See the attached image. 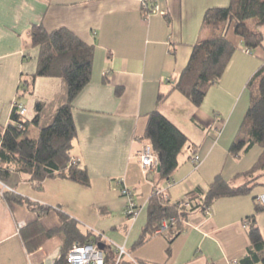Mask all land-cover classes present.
Segmentation results:
<instances>
[{"label": "crops", "instance_id": "1", "mask_svg": "<svg viewBox=\"0 0 264 264\" xmlns=\"http://www.w3.org/2000/svg\"><path fill=\"white\" fill-rule=\"evenodd\" d=\"M143 1L0 0V129L10 123L15 101L26 106L27 120L34 119L35 105L41 101L45 109L31 132L37 137L67 100L66 84L57 77H39L31 93L17 96L21 80L30 85L38 66L39 49L31 46L34 24L49 33L66 28L94 47L90 83L73 102L77 135L71 152L87 169L91 184L85 187L57 176L37 187L16 173L0 182V264H56L64 244L63 238L62 249L48 246L53 238L29 254L18 224L26 228L37 219L36 212L8 203L6 191L49 208L41 219L47 230L60 226L59 214L65 213L82 229L103 233L110 242L130 249L145 228L155 191L176 203L198 187L206 190L217 175L235 182L258 160L259 147L238 158L229 156V149L249 108L247 83L262 64L264 46L247 55L230 31L228 38L237 51L203 105L198 108L173 90L194 45L211 36L201 28L206 10L227 7L231 0H152L148 7ZM154 7L158 13H150ZM160 93L168 95L161 113L189 139L170 180L158 171L146 173L139 158L142 147L150 144L143 140L146 115L155 109ZM194 155L200 156L199 164L192 162ZM122 188L133 193L139 207L134 220L126 215L128 199ZM254 197L264 200V193L223 198L209 214L191 213L169 254L170 232L154 236L132 257L149 264H234L250 245L245 220L255 214ZM256 221L264 237V212Z\"/></svg>", "mask_w": 264, "mask_h": 264}, {"label": "trees", "instance_id": "2", "mask_svg": "<svg viewBox=\"0 0 264 264\" xmlns=\"http://www.w3.org/2000/svg\"><path fill=\"white\" fill-rule=\"evenodd\" d=\"M148 7V4H146ZM147 10V9H146ZM257 20V26L249 27L247 21ZM264 26V0H231L227 7L208 8L204 14L202 30L211 36L194 45L190 59L179 75L173 90L184 95L194 106L201 107L212 87L223 78L237 47L228 35L232 31L242 42L243 50L254 51L264 46V33L258 27ZM31 46L39 49L38 66L31 75L30 85L21 80L20 92L31 93L34 80L39 77H57L66 84L67 100L55 113L51 123L39 129L37 137L27 136L28 125H38L45 104L38 101L36 115L31 121L20 115L18 102L13 104L10 123L0 129V182H7L12 173L26 175L41 187L47 179L62 177L85 187L91 184L86 168L72 162V148L77 129L73 117V102L90 83L94 61V47L88 45L72 31L62 28L47 32L41 24L31 28ZM250 105L238 136L229 149L233 158L247 154L259 147L261 154L252 168L239 174L235 182L217 175L206 190L198 187L189 192L182 201L171 203L157 196L156 191L147 207V223L140 238L128 251H134L148 243L158 232H170L168 254L174 240L183 231V223L193 212L210 210L220 199L244 196L251 193L257 181L264 177V59L258 71L247 83ZM122 92L116 90L117 95ZM24 95V94H23ZM160 93L153 111L146 115L147 125L143 140L150 143L160 161L159 175L170 180L179 166L178 157L188 145L189 139L174 123L160 111L167 98ZM154 170L153 172H157ZM246 180V182H245ZM238 181V182H237ZM242 182L241 185L237 183ZM8 203H16L32 208L37 219L20 230V236L29 254L38 251L56 235H63L64 244L60 259L56 264H66L68 251L75 245L97 243L101 249L111 252L112 245L103 241L91 230H83L79 223L65 213H60V226L47 230L42 218L49 208L38 206L15 192L3 194ZM255 214L245 220L250 245L245 256L237 264H264V237L257 224V214L264 212L261 198L254 197ZM187 205V206H184ZM167 224L166 228L164 224ZM137 264H149L135 260ZM126 264H133L127 261Z\"/></svg>", "mask_w": 264, "mask_h": 264}, {"label": "built area", "instance_id": "3", "mask_svg": "<svg viewBox=\"0 0 264 264\" xmlns=\"http://www.w3.org/2000/svg\"><path fill=\"white\" fill-rule=\"evenodd\" d=\"M152 0H144L143 3L146 5L148 2ZM159 12V9L154 7L150 13ZM246 54H251L250 51H246ZM25 94L23 91L20 92V95ZM18 102V101H17ZM15 101V103H17ZM18 109L20 115L26 116L27 108L24 104L18 102ZM1 143V139H0ZM139 158L141 162L142 168L146 173H151L154 170H157L160 166L159 156L153 150L150 144H147L142 147L139 152ZM72 162H76L75 159ZM192 162L194 164H199L201 162V158L198 155H194ZM122 195L128 199V203L126 206V215L129 220H134L136 216L139 214V207L135 201L134 195L131 191L126 188H122ZM157 196H160L167 199V195H165L162 191H156ZM264 204V200H261ZM187 206V205H184ZM210 210H206L205 213L209 214ZM247 227V224H245ZM25 223L20 222L18 224V229L21 230L24 228ZM167 224H164L163 228H166ZM163 230V229H162ZM162 230L158 232L161 234ZM98 237H101L103 241L108 242L112 245L111 252H108L105 249H101L97 243L89 242L85 245H75L73 246L67 253L65 261L66 264H126L127 261L132 262L133 264H137L135 259L132 257V254L123 246L116 245L110 242L103 233L94 232ZM61 256V255H60ZM60 256L58 259H60ZM237 264V262H234Z\"/></svg>", "mask_w": 264, "mask_h": 264}, {"label": "rangeland", "instance_id": "4", "mask_svg": "<svg viewBox=\"0 0 264 264\" xmlns=\"http://www.w3.org/2000/svg\"><path fill=\"white\" fill-rule=\"evenodd\" d=\"M247 24H248L249 27H255V25L257 26V20L251 19V20L247 21ZM258 29L262 32L264 30V26H260V27H258ZM29 121H31V120H29ZM28 126H30V127H29V130L27 132V136L30 137V138H34V136L31 133L32 130L34 129V124H32V122H31ZM245 182H246V180H245ZM257 183H259L260 185H257V186H255V187L252 188V190H251V194L252 195H255L258 192H263L264 193V177L260 178L257 181ZM237 184L238 185H241L242 182H239ZM83 230L85 231L86 229L83 228ZM105 234L106 235H109V233H105ZM62 239H63V235H56L54 237V239L52 240V242H50L48 244V246H51V244L52 245H55V246L61 245L60 248L62 249V241H61ZM61 249L59 250V252L61 251Z\"/></svg>", "mask_w": 264, "mask_h": 264}, {"label": "water", "instance_id": "5", "mask_svg": "<svg viewBox=\"0 0 264 264\" xmlns=\"http://www.w3.org/2000/svg\"><path fill=\"white\" fill-rule=\"evenodd\" d=\"M157 170H158V172H160V166L158 167V169H157Z\"/></svg>", "mask_w": 264, "mask_h": 264}]
</instances>
